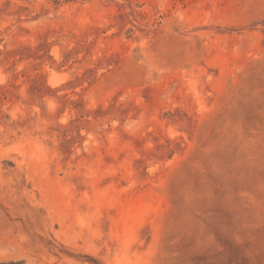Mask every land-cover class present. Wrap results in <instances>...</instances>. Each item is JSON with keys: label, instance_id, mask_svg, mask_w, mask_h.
Returning a JSON list of instances; mask_svg holds the SVG:
<instances>
[{"label": "rangeland", "instance_id": "1", "mask_svg": "<svg viewBox=\"0 0 264 264\" xmlns=\"http://www.w3.org/2000/svg\"><path fill=\"white\" fill-rule=\"evenodd\" d=\"M0 76V264H264V0H0Z\"/></svg>", "mask_w": 264, "mask_h": 264}, {"label": "bare ground", "instance_id": "2", "mask_svg": "<svg viewBox=\"0 0 264 264\" xmlns=\"http://www.w3.org/2000/svg\"><path fill=\"white\" fill-rule=\"evenodd\" d=\"M55 74H56V73H55ZM55 74H54V76H55ZM56 75H57V74H56ZM57 76H58V75H57ZM0 78H4V77H1V76H0ZM2 80H3V79H2ZM53 81H54V80H53ZM57 84H58V83H57ZM15 146H17V145H15Z\"/></svg>", "mask_w": 264, "mask_h": 264}]
</instances>
